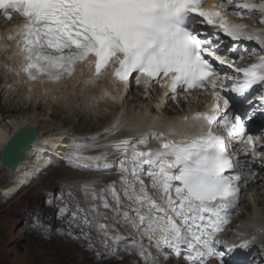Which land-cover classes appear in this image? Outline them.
Returning a JSON list of instances; mask_svg holds the SVG:
<instances>
[{
	"label": "snow or ice",
	"instance_id": "obj_1",
	"mask_svg": "<svg viewBox=\"0 0 264 264\" xmlns=\"http://www.w3.org/2000/svg\"><path fill=\"white\" fill-rule=\"evenodd\" d=\"M202 3L0 0V15L11 21L15 14L24 21L15 36L6 39L17 41L24 59L21 73L29 84L71 79L76 66L87 62L88 68L94 69L87 83L95 84L102 70L111 68L125 93L131 82L146 89L159 85L167 89L164 95L172 101L193 91L211 96L208 111L183 117V134L170 126L167 135L151 131L135 141L121 139L106 145L121 154L112 164L107 153L84 156L77 148L68 154V167L78 171L118 170L119 181L99 193L91 182L80 184L86 199L90 196L92 202L100 203H90L87 209L77 203L71 212V221H78L74 226L94 227L104 238L101 246L114 256L121 248L135 245L133 251L143 264H167L173 256L184 264H230L226 257L237 247L235 241L229 243L220 235L239 214L242 190L256 177L258 169L253 161L264 155V146L257 151L264 130L259 135L250 133L245 123L257 112H264V31H249L247 24L230 22L227 17L264 16V0H218L209 9ZM258 22L264 24V18ZM224 37L229 38L228 43ZM239 42H252L257 47L240 51ZM253 55L258 57L255 61L240 65ZM122 98L111 97L113 102ZM239 103L249 106L243 114L236 110ZM121 123L118 121L107 135L119 131ZM176 135L181 138L168 139ZM153 140L159 143L156 149L149 147ZM229 141L243 145L240 153L244 159ZM100 208L113 215L107 216ZM68 212L69 206L61 198L58 216ZM89 214H94L91 222ZM101 220L127 226L148 244L125 241L118 230ZM65 234L73 235L70 231ZM79 238L87 240L88 250L92 249L88 233L81 231ZM255 239L245 237L239 247L247 248ZM152 248L155 255L149 250Z\"/></svg>",
	"mask_w": 264,
	"mask_h": 264
},
{
	"label": "bare ground",
	"instance_id": "obj_2",
	"mask_svg": "<svg viewBox=\"0 0 264 264\" xmlns=\"http://www.w3.org/2000/svg\"><path fill=\"white\" fill-rule=\"evenodd\" d=\"M258 16L261 17L260 15ZM250 27L252 28L251 25ZM10 59L13 60L12 58ZM0 63H1V59H0ZM0 70L2 74L5 73L7 77L6 83L8 85L15 84L17 88L21 89V90L18 89L20 91L19 98H21V100H19L18 103L15 102L16 104H14V100H15L14 98L13 101L11 102L13 104L10 107L11 109H9L8 107L2 108L0 104L2 108V110L0 111V156L8 139L11 137L13 133L17 131L18 128L25 125H29L35 130L37 136L36 142L23 156V160L19 169L14 170L12 172L9 171L10 174L15 178V181L13 179L12 188L8 190H4L2 192V196L4 198L11 199L17 194L19 188L21 190L22 187H26L30 185L34 180L40 179L41 177L40 173H42L45 169L47 170L51 169L52 166L54 165L55 160L58 161V163L60 160L64 161L66 159V155L68 156V154L72 151L71 150L72 144H74L73 148L76 149L78 148L80 153L85 152L88 149H95V151H98L101 154L107 153L110 156V157L108 156V163L112 164V162L119 159V156L121 154L115 152L111 148L106 147V145L112 144L121 139H130L135 141L136 139H138V137L145 135L151 131H155L157 133L159 132L165 133L168 132L170 126L173 127V125L175 124L176 125L174 126V128L177 130L176 127L182 125L181 123L183 119L182 115L176 119H173L171 123L167 125L166 112L162 111V107H156L154 109V107L152 108V105H148V104L146 105L145 103L146 101L145 102L142 101V97H140V95H138V99H136V97L133 96V93L129 94L126 97L124 95H121L123 97L122 99H120L117 102H113L111 97L120 95L119 89L110 86L109 82H103V80H98L95 84L87 83V81L91 80L90 76H88L87 78L85 77V75H82L81 77L82 79L80 78L81 80L72 82L64 90H62V92L63 93L65 92L66 95L68 93V96L70 92H74L77 96L82 95L81 99L89 96V101L93 100V98H96V100L94 99L95 100L94 104L97 106L100 113H110L112 114V117L110 118V124L105 128H102L99 125L105 124L106 122H104L103 120H99L100 121L99 125L89 126L86 122H84L85 124L83 127H81V129L78 130V127L80 126L77 125L76 127H74L75 131H73V133L71 132L72 130L71 131L68 130L67 132L64 130L67 128V124H66L67 121L66 120L63 121L59 119L56 116L57 112L49 113L52 109L54 108L57 109L54 105L55 103L54 104L51 103L53 107L49 112L42 114L43 113L42 108L44 107V103H45L44 101L47 100L48 102L49 99H53V100L54 98L58 99V97H60L61 95L63 96L65 94L63 93L58 94L57 92H53V89H51L48 90L49 94L44 96L43 95L44 90L37 89L34 86L28 84L25 85L23 81H21L20 76L19 77L16 76L12 65H9L7 66V68L4 69L0 66ZM77 84H79L78 89H76ZM6 89L7 88H2V86H0V95ZM12 90L13 89H11V91ZM92 90H93V94L91 95L90 93H92ZM6 92L8 93L7 90ZM105 92L108 93V96L104 95ZM12 93H10V96L16 97L15 96V94L17 95L16 91H14L13 94ZM132 96H133L132 99H134L135 101L129 102ZM124 99L127 100V102ZM1 102H2V98H1ZM136 104H139L138 110L137 107L134 108ZM139 111H141V113ZM155 111H157V113L154 114ZM127 112H131L134 115V117L137 119V122L131 127V130L133 131L126 134L117 135L116 137L113 135H107V133L115 126V124L118 121L123 123L122 121V119L124 118L123 114L124 113L126 114ZM75 116L79 118V121H82L83 116H81L80 114H75ZM57 123L59 125H57L56 127ZM83 128L85 131H83ZM62 130H64V132L66 133H60L62 132ZM78 131L86 132L85 134H88L89 136L83 137L82 136L83 134L79 136L77 134ZM52 137H55V139L51 140L50 138ZM59 140L62 141L56 142ZM74 141L79 142V144L75 146L76 143H74ZM149 147L156 149L159 147V143L153 140L150 142ZM261 162L262 164H264V160H262ZM103 163L104 162L101 161V165ZM112 168L116 170L115 167ZM112 168L102 169L100 171H95V170L85 171L86 173H89L91 175L90 176L85 175L82 178L76 176V174L74 173L75 177H70L67 182H69L68 183L69 187L74 191L77 190L79 188L78 186L84 182L93 183L95 185V188L100 191L106 185L112 182H116L117 180L120 179L118 173H114L112 177H108L107 174H111ZM257 168L258 170H260L262 166H257ZM24 170L26 171L25 173ZM263 175H264V171L261 172L260 178L263 177ZM260 183L262 186V184L264 183V179H261ZM261 186L256 184V186H253L249 189V192L245 197L243 204H246L247 202V204L249 205L248 211L250 213L249 214L250 219H248L249 217H247L246 221L241 225L235 223V227H237L238 231L236 232L234 238H238L241 236L244 238L255 236L256 239L252 241V243H257L258 246H262L264 249V232L262 233L260 231L261 229H264V213H263L264 205L262 204L261 201L262 198L264 197V186L262 188ZM83 193H81L82 196ZM66 200L68 203L73 201L70 198ZM88 200H91L90 196L88 197ZM97 202L100 203L99 200H97ZM124 203L128 204L127 201H124ZM106 214L109 217L113 215V213L108 211ZM62 223H66V222H62ZM64 228H66L67 231L69 230L68 226H64ZM230 229L232 230V227ZM125 230L130 231V234H132V231L127 226H125ZM73 231L74 230H72V232ZM123 236H125L124 233ZM126 236L127 239L125 241L134 240L131 235H126ZM97 240L99 241V239ZM98 241H96L95 243L96 246H98ZM120 243L123 244L124 241H121ZM99 252L103 257H107L109 255L108 250H99ZM86 254L88 256V252ZM94 254L96 253L95 252L92 253V255ZM118 255L119 256L125 255L123 264H134L136 263V261H139L140 264H143L141 258L136 255L134 256V262L129 263L128 261L130 260H128L129 258L127 254L123 251V248L119 250ZM169 264H182V263L174 262Z\"/></svg>",
	"mask_w": 264,
	"mask_h": 264
},
{
	"label": "rangeland",
	"instance_id": "obj_3",
	"mask_svg": "<svg viewBox=\"0 0 264 264\" xmlns=\"http://www.w3.org/2000/svg\"><path fill=\"white\" fill-rule=\"evenodd\" d=\"M262 30L264 31V25ZM1 83L2 79L0 76V86H2V88H6L5 84ZM11 89L13 90L11 91ZM18 89L20 88H17L16 85H13V87L9 86V88L6 89L8 93L6 92V90L1 93L0 104L2 108L8 107L9 109H11L10 107L13 105L11 102L14 98V104L18 103L19 100H21V98H19L20 91ZM14 91H16L17 95L15 94L16 97H11L10 93H14ZM74 94L75 93L70 92L69 96L67 93V95H61L60 97H58V99L54 98V100L49 99L48 102L47 100L44 101L47 104L44 103V107L42 108V114L49 112L53 107L51 103H55L54 105L57 109L54 108L49 113L57 112L56 116L59 119L67 121V130H64L67 132L68 130H72V133L73 131H75L74 127H76L77 125L80 126L78 127V130L81 129V127H83L85 124L84 122H86L89 126H94L100 124L99 120H103L106 123L99 125L102 128H105L110 124V118L112 117V114L100 113L99 109L94 104L96 98H93V100L89 101V96L81 99L82 95L77 96L75 94V96ZM90 94H93V90ZM135 94L136 93H133V95ZM132 98L133 96L131 97L129 102H132ZM125 101L127 102V100ZM1 106L0 111L2 110ZM136 107L138 110L139 104H136L134 106V108ZM190 107L191 106H189V108ZM139 112L141 113V111ZM165 112L167 116L166 120L168 121L167 125L170 124L173 119L177 118L176 116L172 117L173 114L175 115V112L171 113L169 108ZM155 113H157V111L154 112V114ZM75 114H80L81 116H83L82 121H79V118H77ZM123 117V123L120 127V130L117 131L113 136L126 134L133 131L131 130V127L137 122V119L131 112H127L126 114L124 113ZM57 125L59 124L57 123L56 127ZM64 130H62V132L60 133H66L64 132ZM83 131H85L84 128ZM85 133L86 132L78 131L77 134L79 136L83 134V137L89 136ZM50 139L54 140L55 137H52ZM61 141L62 140L56 142ZM77 145L78 144H75V146ZM73 147L74 145L72 144L71 150H76V148ZM81 154L84 156L102 155L100 152L95 151V149H88L85 152H82ZM67 161L68 157L61 164L56 165L54 168H51L49 170L45 169L42 173H40V179L34 180L30 185L22 187L21 190L19 188L17 194L11 199L4 198L2 196V192L4 190L12 188V182L13 179L15 181V178L10 174V172L0 170V264L124 263L123 257H121L120 259H118L116 256L114 259L104 258L103 256H101L99 249L95 246L94 243L92 244V249L88 250V241L79 238L78 233H80L81 230H74L73 232L71 230L70 232L73 234L71 236L65 234L67 233L65 232L67 230L66 228H64V226H68V229L72 226L71 212L75 209V205L77 203H79V205L82 204V206L80 207H84L85 209L88 208L90 203H95L99 205L97 201L92 202L91 200H88V198L86 199L85 194L80 188L74 191L69 187V182L67 181L70 177H75L74 173L76 174V176H79L81 178L85 175L90 176L91 174L86 173L85 171H78L68 167ZM25 172L26 171L24 170V173ZM96 191L97 193L100 192L97 189ZM69 192H71V196L68 195ZM81 193H83V196L81 195ZM61 198H63L64 202H67L66 199L69 198L73 201L69 203L67 202L69 206V212L64 214L63 216H58V207L61 206ZM261 201L264 205V197ZM243 203L244 201L242 202V206L245 208V206H247V202L246 204ZM248 210L249 207L244 211L243 215H241V217L239 218V222L238 220H236V224H243L246 221L247 217H249L248 219H250V213ZM57 220H68V223H61L60 226ZM235 223L231 226L232 230H230V232L226 236L228 240H230V237H235L236 232L238 231L237 227H235ZM109 224L112 225L113 229L119 226L116 223H112V221L110 220ZM48 226L50 228H48ZM41 229L45 231L42 232ZM77 240L79 242H82V244L74 242ZM87 252L88 256L86 254ZM94 252L96 254L92 255V253ZM131 261L132 259H130V261L128 262L130 263Z\"/></svg>",
	"mask_w": 264,
	"mask_h": 264
},
{
	"label": "water",
	"instance_id": "obj_4",
	"mask_svg": "<svg viewBox=\"0 0 264 264\" xmlns=\"http://www.w3.org/2000/svg\"><path fill=\"white\" fill-rule=\"evenodd\" d=\"M35 130L25 125L17 129L5 144L0 156V170L14 171L19 169L23 156L36 142Z\"/></svg>",
	"mask_w": 264,
	"mask_h": 264
}]
</instances>
